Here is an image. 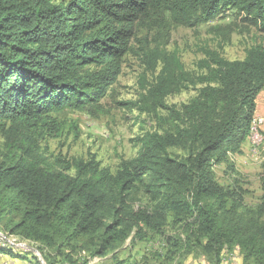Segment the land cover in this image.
<instances>
[{"label":"trees","instance_id":"obj_1","mask_svg":"<svg viewBox=\"0 0 264 264\" xmlns=\"http://www.w3.org/2000/svg\"><path fill=\"white\" fill-rule=\"evenodd\" d=\"M231 15L264 32V0H0V131L15 137L0 156L1 230L53 252L48 264H87L147 234L164 235L168 260L197 252L223 264L238 251L241 264H264V203L247 205L242 188L220 184L214 170H233L230 157L248 139L264 90V44L234 60L204 48L196 73L162 43L132 46L140 23L161 31ZM129 52L142 62L140 91L119 104L155 123L136 136L137 154L114 171L92 155L47 160L32 137L58 136L55 114L99 110ZM189 88L187 101L167 103ZM136 193L147 202L136 205ZM77 248L86 251L78 263ZM19 251L0 245L27 256ZM116 252L114 264H148Z\"/></svg>","mask_w":264,"mask_h":264},{"label":"rangeland","instance_id":"obj_2","mask_svg":"<svg viewBox=\"0 0 264 264\" xmlns=\"http://www.w3.org/2000/svg\"><path fill=\"white\" fill-rule=\"evenodd\" d=\"M143 40L150 41L151 44L154 42L164 44L168 50L179 57L187 71L196 73L197 62L203 57L204 48L218 49L225 58L230 60L242 59L247 47L255 43L264 44V32L247 25L240 16L231 15L200 26L171 25L161 31L140 23L136 25L132 46L137 49L139 42ZM142 70L140 58L132 52L127 53L122 59L121 73L108 95L102 99L99 110H66L55 114L61 133L56 137L38 136L37 138L35 135L32 137L37 139L40 150L46 155L47 160L52 161L54 156L58 155L65 158L76 156L88 158L92 155L102 166H107L114 171L121 159L135 156L138 149L136 136L143 131L152 130L155 123L150 116L140 114L137 109L129 108L119 102L135 100L138 97ZM194 94L193 88L184 89L171 94L166 101L168 104H179L187 101ZM253 117L251 132L242 146L241 153L230 157L233 170L224 163L216 165L214 170L220 184L241 187L245 203L256 207L264 203V90L256 99ZM254 125H259L263 135L262 140L253 138ZM14 138V136L8 138V133L4 130L0 131V156L6 144ZM134 196L133 201L136 205L147 202L146 197L140 193ZM165 232L170 235L177 234L172 226H167ZM0 245H11L16 251L20 250L19 252L27 255L31 264H48L45 256L53 254L47 250L42 251L36 242L10 236L1 228ZM166 245L164 235L147 234L141 240H132L130 235L106 256H91L87 264H114L115 261L110 259V255L115 251H117V259H124L128 263L147 261L148 264H177V261H180L183 264H194L198 257L197 252H192L173 260L165 259ZM84 254H86L85 250L77 248L72 257L78 263ZM0 255L3 254L0 253ZM5 258L7 259L0 256V264H25L9 255ZM223 264H241L238 251L225 253Z\"/></svg>","mask_w":264,"mask_h":264},{"label":"crops","instance_id":"obj_3","mask_svg":"<svg viewBox=\"0 0 264 264\" xmlns=\"http://www.w3.org/2000/svg\"><path fill=\"white\" fill-rule=\"evenodd\" d=\"M15 237H18V236H15ZM3 254V253H2ZM7 254H3V255H0L1 257H4V259H7L5 258ZM195 257V256H194ZM26 258V259H25ZM24 259H18V258H15L17 261H20L21 263H25V264H31V262L28 260V257H25ZM9 261V260H8ZM205 260H204V257L201 256V255H198L197 259L195 260L194 264H205ZM184 264H187V263H184Z\"/></svg>","mask_w":264,"mask_h":264},{"label":"built area","instance_id":"obj_4","mask_svg":"<svg viewBox=\"0 0 264 264\" xmlns=\"http://www.w3.org/2000/svg\"><path fill=\"white\" fill-rule=\"evenodd\" d=\"M252 132H253V138H260V140L263 139V135H262V132L259 128V125H254Z\"/></svg>","mask_w":264,"mask_h":264},{"label":"bare ground","instance_id":"obj_5","mask_svg":"<svg viewBox=\"0 0 264 264\" xmlns=\"http://www.w3.org/2000/svg\"><path fill=\"white\" fill-rule=\"evenodd\" d=\"M250 132H251V128H250ZM249 135H250V134H249ZM254 139H256V138H254ZM251 141H252V140H251ZM259 141H260V140H259ZM256 142H257V141H256ZM260 143H261V142H260ZM260 143H259V144H260Z\"/></svg>","mask_w":264,"mask_h":264}]
</instances>
